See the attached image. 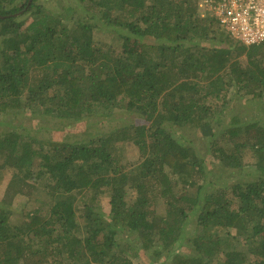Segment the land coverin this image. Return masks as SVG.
<instances>
[{
  "label": "trees",
  "instance_id": "1",
  "mask_svg": "<svg viewBox=\"0 0 264 264\" xmlns=\"http://www.w3.org/2000/svg\"><path fill=\"white\" fill-rule=\"evenodd\" d=\"M48 2L0 0V264H264V43L198 0ZM115 113L138 122L75 140L16 124Z\"/></svg>",
  "mask_w": 264,
  "mask_h": 264
},
{
  "label": "rangeland",
  "instance_id": "2",
  "mask_svg": "<svg viewBox=\"0 0 264 264\" xmlns=\"http://www.w3.org/2000/svg\"><path fill=\"white\" fill-rule=\"evenodd\" d=\"M25 0H16V5L19 6L21 4H23ZM48 7L53 8L55 6V0H53V2H48L47 4ZM24 11H18L15 15L17 14H21ZM23 18L27 19L28 16L24 15ZM220 28V26H219ZM96 33V37L102 39L104 42H112L114 44H117V46L119 44H121V40L116 39V35H112L109 32H100L95 30ZM260 45V44H258ZM263 46V45H262ZM241 60L245 61V57L244 55H242ZM243 103V100H242ZM243 106L241 107V109L243 110ZM97 117V116H95ZM18 118V117H17ZM129 123V122H138L137 119H135V115H129L128 113H123V116L115 113L111 118H103L101 120H97V119H91V120H83V121H72V122H67V121H60L58 119H53L50 117H43L40 115H36L35 117L26 115L25 117H19L17 119L16 124H22L25 126L26 129L29 130V132H33V133H37L38 136H42V137H46V138H52L54 140H75V139H80L83 138L85 136H87V134L89 135L90 132H96V131H100L99 129H104L106 127H111L114 125H119L121 123ZM4 126L0 125V129L3 128ZM108 129V128H106ZM181 132H183V130H181ZM245 157H247V153L245 155ZM207 162L209 163L208 165H210L209 170H213L214 169V160L212 158V156H208L207 157ZM249 170L244 169V170H238V171H234V172H226L225 174H227L229 176V178L235 180L237 178H242L244 175H246L248 173ZM8 176L5 175V177L2 180L7 179ZM2 186H0V192L3 189V185L6 182H2ZM108 192H105L100 200H101V205L103 207H107V202H108ZM33 206V204H30L27 202L26 197H18L14 200L13 202V208L15 210L14 214H13V218H17L18 212L22 210L23 208H29ZM186 244L183 242L181 243V248L183 250H187V248L185 247ZM132 251H129V254H131ZM126 255V253H125ZM149 257V255H146L144 252L141 251L140 256L132 259L133 262L135 264H149L151 263V261L153 262V259ZM157 262V261H156ZM159 264V263H156Z\"/></svg>",
  "mask_w": 264,
  "mask_h": 264
},
{
  "label": "built area",
  "instance_id": "3",
  "mask_svg": "<svg viewBox=\"0 0 264 264\" xmlns=\"http://www.w3.org/2000/svg\"><path fill=\"white\" fill-rule=\"evenodd\" d=\"M198 13L245 45L264 43V0H198Z\"/></svg>",
  "mask_w": 264,
  "mask_h": 264
},
{
  "label": "bare ground",
  "instance_id": "4",
  "mask_svg": "<svg viewBox=\"0 0 264 264\" xmlns=\"http://www.w3.org/2000/svg\"><path fill=\"white\" fill-rule=\"evenodd\" d=\"M199 14V13H198ZM217 26H218V24H217ZM221 27V26H220ZM222 28V27H221ZM253 45H255V44H253ZM247 46H250V45H247Z\"/></svg>",
  "mask_w": 264,
  "mask_h": 264
}]
</instances>
